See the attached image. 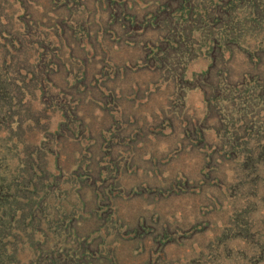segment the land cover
Returning <instances> with one entry per match:
<instances>
[{"label": "rangeland", "instance_id": "1", "mask_svg": "<svg viewBox=\"0 0 264 264\" xmlns=\"http://www.w3.org/2000/svg\"><path fill=\"white\" fill-rule=\"evenodd\" d=\"M0 264H264V0H0Z\"/></svg>", "mask_w": 264, "mask_h": 264}, {"label": "trees", "instance_id": "2", "mask_svg": "<svg viewBox=\"0 0 264 264\" xmlns=\"http://www.w3.org/2000/svg\"><path fill=\"white\" fill-rule=\"evenodd\" d=\"M229 5H230V4H229ZM229 11H230V10H229ZM229 11H228V13H227L228 15H229ZM4 205H5V204H4ZM9 206H11V204H9ZM3 208H4V212H7L8 209L6 208V206H3ZM10 209H11V208H10Z\"/></svg>", "mask_w": 264, "mask_h": 264}]
</instances>
